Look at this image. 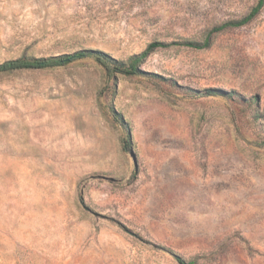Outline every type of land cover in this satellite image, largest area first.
Here are the masks:
<instances>
[{"label": "rangeland", "instance_id": "rangeland-1", "mask_svg": "<svg viewBox=\"0 0 264 264\" xmlns=\"http://www.w3.org/2000/svg\"><path fill=\"white\" fill-rule=\"evenodd\" d=\"M0 0V264H264V0ZM152 73V74H147Z\"/></svg>", "mask_w": 264, "mask_h": 264}, {"label": "trees", "instance_id": "trees-1", "mask_svg": "<svg viewBox=\"0 0 264 264\" xmlns=\"http://www.w3.org/2000/svg\"><path fill=\"white\" fill-rule=\"evenodd\" d=\"M262 5L263 0H258L257 4L252 7L250 12L241 19L226 21L213 27L202 42L182 41L180 44L195 48H205L210 44L211 34L219 32L228 27L240 26L247 23L258 13ZM160 45H163V43L157 41L151 42L144 50L139 53L132 54L125 61L118 60L99 49H80L71 53H63L46 57L21 55L16 58H10L1 61L0 73H9L20 69H41L53 66H62L82 58L90 57L104 68L108 76L114 77L116 74L125 76L141 75L146 74V72L140 68L141 63L156 47ZM176 259L180 264H188L178 255H176Z\"/></svg>", "mask_w": 264, "mask_h": 264}]
</instances>
